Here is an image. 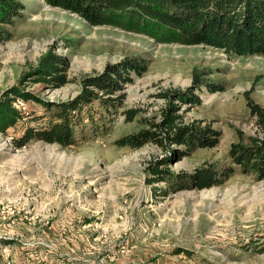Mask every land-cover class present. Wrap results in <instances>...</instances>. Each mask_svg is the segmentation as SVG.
I'll return each mask as SVG.
<instances>
[{"label":"rangeland","instance_id":"obj_1","mask_svg":"<svg viewBox=\"0 0 264 264\" xmlns=\"http://www.w3.org/2000/svg\"><path fill=\"white\" fill-rule=\"evenodd\" d=\"M23 1L25 15L9 28L12 38L0 42V97L51 46L68 57L69 82L55 89L26 84L46 99L75 97L80 79L107 63L134 59L147 68L126 85L116 112L101 108L94 124L84 121L88 130L75 144L31 140L16 147L11 134L30 118L9 136L0 133V264H264V179L234 172L209 188L167 190L165 182L147 181V163L163 155L162 148L115 142L147 127L146 119L160 120L165 99L159 95L184 89L197 76L224 90L194 88L201 103L183 104L184 120L220 130V142L171 167L231 164L232 142L264 136L244 94L252 88L264 107V56L158 43L119 27L92 26L44 0ZM15 104L30 116L44 112L33 101ZM130 108L139 109L133 120L125 114Z\"/></svg>","mask_w":264,"mask_h":264},{"label":"trees","instance_id":"obj_2","mask_svg":"<svg viewBox=\"0 0 264 264\" xmlns=\"http://www.w3.org/2000/svg\"><path fill=\"white\" fill-rule=\"evenodd\" d=\"M48 5L77 14L92 26L110 25L152 37L158 43L184 45L202 44L222 49L229 55L264 56V0H44ZM23 0H0V42L13 36L9 29L25 15ZM142 60H120L107 63L101 71L89 73L80 79L79 93L66 100H52L28 90L26 84L43 88H59L69 82V59L57 52L55 46L43 52L35 64H29L18 84L4 91L0 97V133L9 136V130L28 119L23 130L11 134L16 147L31 140L69 146L88 130L84 125L94 124L95 114L103 108L107 114L122 105L125 87L133 83L134 74L146 71ZM205 85L211 92L224 90L221 84L204 83L197 76L193 84L166 89L159 96L165 99L158 121L148 120V126L131 132L116 143L138 149L153 143L163 155L153 157L146 166L149 183L165 182L167 190L209 188L225 180L234 172L264 179V136H251L249 141L239 138L232 142L228 157L231 164L220 168L205 166L192 171L173 170L171 165L191 154L197 148H212L220 142V130L199 121L186 122L182 106L201 103L194 88L201 91ZM253 89L245 91L251 113L264 130V107L254 101ZM33 101L44 110L39 117L30 116L15 104L16 99ZM116 112V111H115ZM139 109L125 111L133 120ZM29 116V117H28ZM157 190V189H155ZM163 191V190H162ZM166 192V191H163Z\"/></svg>","mask_w":264,"mask_h":264},{"label":"built area","instance_id":"obj_3","mask_svg":"<svg viewBox=\"0 0 264 264\" xmlns=\"http://www.w3.org/2000/svg\"><path fill=\"white\" fill-rule=\"evenodd\" d=\"M19 99V98H18Z\"/></svg>","mask_w":264,"mask_h":264}]
</instances>
